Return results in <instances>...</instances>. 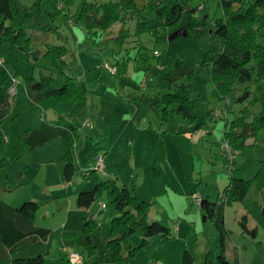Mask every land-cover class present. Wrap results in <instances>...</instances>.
Segmentation results:
<instances>
[{"label":"rangeland","instance_id":"rangeland-1","mask_svg":"<svg viewBox=\"0 0 264 264\" xmlns=\"http://www.w3.org/2000/svg\"><path fill=\"white\" fill-rule=\"evenodd\" d=\"M34 1L20 0L25 5ZM46 1L61 12L56 19L58 28L52 31L48 41L66 46L65 72L84 89L85 98L51 96L43 102L31 103L26 94L25 76L38 79L43 74L52 75L57 86L64 79L55 72L49 57L34 58L32 53L27 56L11 48L7 41H0V79L13 96L12 106L0 114V157L8 159L0 163V183L16 185L11 190L1 186L0 199L16 207L26 200L39 203L34 222L52 229V234L43 240L47 251L43 264H149L154 252L176 249L178 245L187 246L196 256L195 264H201L205 251L217 247L219 235L214 222L202 215L195 195L217 199L230 176L253 178L264 160L262 126L256 138L248 139L251 144L236 155L238 169L232 173L227 170L228 160L222 152L223 132L226 122L250 100L254 75L242 68L233 92L222 101L213 95L211 67H199L204 58L199 42L209 39L214 21L224 16L219 0H162L163 4L180 3L184 7L179 20L171 26H166L146 5L139 18L126 17L107 29L91 32L79 18L84 3L95 2L101 10L110 0ZM200 3L203 8H199ZM262 25L263 35L264 21ZM123 27L130 34L119 41L117 36ZM178 30L187 33L170 39ZM32 34L42 37L39 30ZM178 58L195 70L192 76L169 82L165 74L173 70ZM120 65L124 70L116 76ZM109 66L115 67V71ZM183 84L189 85L187 91L182 90ZM185 95L184 101L178 99ZM259 108L253 106L255 111ZM60 115L70 118L78 128L74 148L80 170L71 184L62 174L66 148L63 137L35 148L20 142L25 130L39 126L43 119L54 121ZM150 128L160 135L154 147L149 142ZM128 138L130 148L126 143L123 145ZM93 142L108 151L102 154L101 177L115 179L144 200L153 202L147 216H141L140 220L145 224L156 220L168 227H173L175 220L181 227L179 231L171 230V237H151L130 254V249L142 242L140 235L133 234L122 242L123 259L119 263L113 260L107 247L110 218L117 214L113 202L103 191L90 211L76 205L77 193L86 183L82 174L97 162L95 156L88 157ZM154 163L161 171L158 178L150 174ZM102 202L107 207L99 210ZM262 206L259 189L252 181L244 200L233 201L226 207L229 258L238 256L242 264H264ZM244 211L248 213L249 227H258L255 238L242 231L239 220ZM85 216L94 219L93 256L85 248L82 227ZM73 252L80 256L79 261L71 259ZM181 254L173 255L168 264H182Z\"/></svg>","mask_w":264,"mask_h":264},{"label":"trees","instance_id":"trees-1","mask_svg":"<svg viewBox=\"0 0 264 264\" xmlns=\"http://www.w3.org/2000/svg\"><path fill=\"white\" fill-rule=\"evenodd\" d=\"M224 10V16L217 18L215 27L211 30L208 40H201L204 53L202 65H209L214 84L213 95L219 100L226 101L234 90V84L240 70L247 68L254 75V88L250 100L233 118L226 122L223 132L224 141L241 151L251 143L249 138H256L258 130L264 126V34H261L264 21V0H219ZM149 5L166 26L175 24L183 12V5L175 3L163 4L162 0H118L103 4L101 10L95 2H85L80 13V20L89 32L94 29H107L113 22L124 20L126 17H141V12ZM196 8H193L195 10ZM60 11L50 7L46 0H35L25 5L20 0H0V41H7L11 48L31 53L34 58L49 57L55 72L64 79L57 86L52 75L43 74L40 78L25 76L26 94L31 103H40L51 96L58 98L84 99L85 91L75 82L74 77L67 74L68 65L65 60L66 46L52 44L48 41L49 35L56 30V19ZM68 16L65 15L64 19ZM145 21H139V24ZM145 27V25H144ZM39 30L42 37H35L32 33ZM130 33L128 28L119 31L117 39L121 41ZM36 42V44H34ZM123 65H120L115 75L122 74ZM195 68L188 66L184 60L178 58L173 70L165 74L169 82H175L182 76H192ZM182 90L187 91L188 84H183ZM184 97L178 99L184 101ZM166 102V101H165ZM13 103V96L4 81L0 79V114L9 110ZM167 103V102H166ZM259 105L255 111L253 106ZM0 134L2 135L1 131ZM0 135V136H1ZM158 135L153 128L149 129V142L152 147L158 141ZM63 137L66 142L63 154V179L72 181L80 170L75 154V141L78 137V128L70 118L60 115L54 121L43 119L39 126L25 130L20 136L23 145L35 148L43 143ZM2 140V138H1ZM97 142L91 143L88 157H97ZM7 158L0 157V163L7 162ZM238 169L232 168L231 173ZM101 173L94 167L87 169L82 175L85 185L76 196V205L79 208H89L101 195L106 192L113 202L117 214L111 218L110 229L107 235V247L112 253L113 260L119 263L123 259L122 242L133 234L142 237L139 247H132L130 254L149 242L151 237H171V229L156 220L145 224L139 217L146 215L151 204L133 193L126 185H120L115 179L102 178ZM153 177H160L161 171L154 164L150 167ZM255 181L259 189L263 206L264 217V160L253 178L230 176L226 186L217 199L205 195V207H200L201 213L210 218L218 230V250L207 249L201 264H242L240 258H229L227 255V240L230 231L225 223L226 207L233 201L244 200L249 186ZM9 190L16 185H1ZM40 205L35 200H26L20 206H12L0 199V264H43L47 251L43 247V240L52 234V229L35 224L34 216ZM247 214L239 220L244 233L252 237L258 235V227H249ZM94 219L84 217L83 232L85 248L90 255L96 252V244L92 233ZM162 256L158 252L152 254L151 260H159ZM196 256L187 246L182 252V264H195Z\"/></svg>","mask_w":264,"mask_h":264},{"label":"built area","instance_id":"built-area-1","mask_svg":"<svg viewBox=\"0 0 264 264\" xmlns=\"http://www.w3.org/2000/svg\"><path fill=\"white\" fill-rule=\"evenodd\" d=\"M199 8H203V3H200L199 4ZM110 67V70L112 72L115 71V67H112V66H109ZM223 149H222V152H223V155L226 157V159L228 160V170L234 168V162H235V157L236 155L238 154L239 151H237L236 149H234L228 141H224V144H223ZM97 162H96V165H95V168L99 171V172H104V162H103V155L102 154H98L97 155ZM203 196L202 195H199V194H196L195 195V198L194 200L201 205L202 203V200H203ZM106 206V203H101L100 205V208L99 209H103L105 208ZM79 258L80 256L73 252L72 255H71V259L74 260L75 262L76 261H79ZM150 264H165L162 260H152L150 262Z\"/></svg>","mask_w":264,"mask_h":264},{"label":"crops","instance_id":"crops-1","mask_svg":"<svg viewBox=\"0 0 264 264\" xmlns=\"http://www.w3.org/2000/svg\"><path fill=\"white\" fill-rule=\"evenodd\" d=\"M160 138V135H158V139ZM56 139V138H55ZM127 144V147L128 148H130V145H131V141H130V139L128 138V140L126 141V142H124L123 143V145L124 144ZM123 145H121L120 147H122ZM97 147L99 148V153L100 154H104V153H106V152H108L105 148H103L102 146H99V144H97ZM106 148L108 149V146H106ZM236 162V161H235ZM236 166L238 167V165H237V162H236ZM67 183H69V184H71L72 182H73V180L72 181H66ZM194 196V195H193ZM205 195H203V197H204ZM102 203H105V202H102ZM92 206L93 205H91L89 208H86L87 210H91V208H92ZM107 207V205L105 206V208ZM151 207H152V205H151ZM150 207V208H151ZM200 207H201V205H200ZM105 208H103V209H105ZM149 208V209H150ZM99 210H102V209H99ZM244 214L246 213L247 214V217H248V213L246 212V211H244L243 212ZM147 214H148V212H147ZM147 214H146V216H147ZM114 215H116V214H113L112 216H111V218L114 216ZM203 215V214H202ZM141 216H145V215H141ZM141 216L139 217V219L141 218ZM225 216H226V210H225ZM111 218H110V221H111ZM176 222L177 221H175L174 220V225H173V227H169L172 231H179L180 229H181V227L179 226V224H176ZM248 222H249V219H248V221H247V224H248ZM145 223V222H144ZM179 226V227H178ZM248 226H249V224H248ZM183 249H184V247H179V245H178V247H176V249H175V247H171V250L169 249H167V251H165V250H161V252H158L161 256H162V258L160 259V260H162L165 264H168V263H170L172 260H173V255H178V254H181V252L183 251ZM208 249H210V248H208ZM219 249V246H218V244H217V247L214 249V250H218ZM206 252V251H205ZM205 254V253H204ZM182 255V254H181ZM204 257V256H203ZM151 260V259H150Z\"/></svg>","mask_w":264,"mask_h":264},{"label":"water","instance_id":"water-1","mask_svg":"<svg viewBox=\"0 0 264 264\" xmlns=\"http://www.w3.org/2000/svg\"><path fill=\"white\" fill-rule=\"evenodd\" d=\"M187 32L185 31V30H178V31H176V32H174L173 34H171L170 36H169V38L170 39H172V38H174V37H176V36H178V35H180V34H186ZM201 206L202 207H205L206 206V203H205V199L203 198V200H202V203H201ZM205 216V215H204ZM206 217V216H205ZM205 219V218H204Z\"/></svg>","mask_w":264,"mask_h":264},{"label":"bare ground","instance_id":"bare-ground-1","mask_svg":"<svg viewBox=\"0 0 264 264\" xmlns=\"http://www.w3.org/2000/svg\"><path fill=\"white\" fill-rule=\"evenodd\" d=\"M227 170H228V168H227ZM232 169H230V170H228V172H230ZM152 260H150V262H151ZM150 262H149V264H150Z\"/></svg>","mask_w":264,"mask_h":264}]
</instances>
